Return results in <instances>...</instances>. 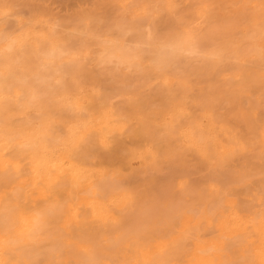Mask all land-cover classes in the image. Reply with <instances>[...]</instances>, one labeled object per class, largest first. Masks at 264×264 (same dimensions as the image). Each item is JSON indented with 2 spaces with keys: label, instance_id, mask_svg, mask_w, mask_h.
<instances>
[{
  "label": "bare ground",
  "instance_id": "1",
  "mask_svg": "<svg viewBox=\"0 0 264 264\" xmlns=\"http://www.w3.org/2000/svg\"><path fill=\"white\" fill-rule=\"evenodd\" d=\"M56 1L0 0V264H264V0Z\"/></svg>",
  "mask_w": 264,
  "mask_h": 264
},
{
  "label": "rangeland",
  "instance_id": "2",
  "mask_svg": "<svg viewBox=\"0 0 264 264\" xmlns=\"http://www.w3.org/2000/svg\"><path fill=\"white\" fill-rule=\"evenodd\" d=\"M71 1L75 2L73 0H71ZM93 1L94 0H85L84 1L85 2L84 6H89ZM56 2H57L56 0H54V1L53 0L52 1L48 0V2H47V3H49L48 6L50 7V9H52L51 11L53 12L54 15L56 14V16H58V15L59 16H64V15L68 14L71 11L70 6H65L62 3H59V2L56 3ZM60 4H62V5H60Z\"/></svg>",
  "mask_w": 264,
  "mask_h": 264
}]
</instances>
